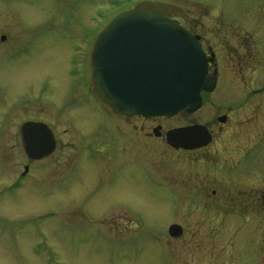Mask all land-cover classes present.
<instances>
[{
  "label": "rangeland",
  "instance_id": "374dc122",
  "mask_svg": "<svg viewBox=\"0 0 264 264\" xmlns=\"http://www.w3.org/2000/svg\"><path fill=\"white\" fill-rule=\"evenodd\" d=\"M139 1L0 0V37L7 36L0 39V264H264V94L233 113L219 107L264 86V30L246 28L264 25V0H181L223 70L201 110L132 123L108 119L105 109L98 117L82 90L62 84L71 81L79 46ZM155 1L172 8L180 2ZM198 3L212 6L196 15ZM244 41L248 49L240 48ZM226 111L230 120L218 127ZM86 116L101 134L116 126L135 144L114 135L115 156L103 147L85 165ZM28 121L54 129L60 142L54 154L27 157L20 127ZM193 123L216 133L206 154L195 153L207 160L191 162L153 135L159 125L165 133ZM244 139L247 148L262 149L256 172L246 176L238 164ZM112 157L126 159L119 170L129 168L118 181L108 171ZM173 223L183 227L181 237L169 236Z\"/></svg>",
  "mask_w": 264,
  "mask_h": 264
},
{
  "label": "water",
  "instance_id": "95a60500",
  "mask_svg": "<svg viewBox=\"0 0 264 264\" xmlns=\"http://www.w3.org/2000/svg\"><path fill=\"white\" fill-rule=\"evenodd\" d=\"M211 61L167 12L137 8L118 15L101 32L92 54V71L100 98L117 113L172 117L198 110L202 92L214 90L216 77L208 76ZM35 130V124L28 123L23 133L26 151L38 158L51 152L54 141L33 136ZM166 136L171 146L185 149L202 147L211 138L202 125L170 130ZM35 150L40 153L35 155ZM169 231L178 236L182 228L172 225Z\"/></svg>",
  "mask_w": 264,
  "mask_h": 264
},
{
  "label": "flooded vegetation",
  "instance_id": "af4514ba",
  "mask_svg": "<svg viewBox=\"0 0 264 264\" xmlns=\"http://www.w3.org/2000/svg\"><path fill=\"white\" fill-rule=\"evenodd\" d=\"M249 1L253 2L254 5L259 4L261 2L259 0H254V1L249 0ZM246 3H247V1L245 2V4ZM182 4L183 3H181V0H180V2L176 3L174 8L159 5L158 3H156L154 5L162 7L163 9L167 10L171 14V17L179 20L181 25H183L200 42V44L202 45V48L205 51V53L207 54L208 58L213 59V62L209 63L208 72L210 75H215L217 77V86H216L215 90L212 92V93H214L218 89V86H219V83H220V80H221V77L223 74V70L221 68H219V66H218L215 51H212L211 47H208L205 45V43H206L205 38L201 34V31L199 30V28L202 27V25L200 26L199 21L195 20L196 18L194 20L192 19L191 14L186 12V10L182 7ZM195 6H197V9H199V8H202V9H200L201 10L200 12H197L194 14H196V15H199V13L205 14L206 13L205 10L210 9V7L212 6V3H209L208 5L203 4V3H198V4H195ZM201 16H203V15H201ZM247 27L252 28L251 30L254 32H255V30L260 31L262 28H263L262 30H264V25L259 24V23L252 25V26H246V28ZM246 38H248V37L246 36ZM239 46L241 49H244V48L248 49L247 41H244ZM82 53L83 54L80 57L78 56V58L75 59L71 63V67L68 71V75L70 76L71 81H69L68 83H65V84H62L59 82V84L66 86L65 88H68L72 91L76 90V89L82 90V93L84 94L86 100L88 101V103L91 104L92 112L95 115H97L98 117H101L102 112L105 109L106 111L104 113H109L108 119L110 118L111 120H113L114 117H117V118L126 119L127 122L132 123V121L134 119L151 120V121L158 119V118H144L142 116L127 117V116L119 115V114L115 113L110 107L103 104L102 101L100 100L97 92H96V88H95L93 78H92L91 69L89 67L90 54H89V59H88V52L84 51ZM239 65L241 66V63H239ZM221 70H222V73H221ZM47 87H48V89H50L51 86H49L47 84ZM249 87H251V86H249ZM45 91H47V89H45ZM212 93H204L203 94L204 104L210 100L208 96ZM259 94H264V86H262V88H260L259 90L258 89L251 90L249 92V94L247 95V97H245L244 100L240 101L239 103H236L237 102V100H236V101H232V103L229 104L227 107L225 106V104H220L219 107H221V106L225 107L226 109H228V111H229L228 113H233L236 110H241V109L247 107L248 105L253 104V102L256 101L257 95H259ZM214 103H215L214 101L211 102V105L218 107ZM228 113L226 111L225 113L222 114L223 116H219L217 118L218 127H219V125L224 126L228 123V120H230ZM86 118L88 120H85V122H84V129H85L84 134L87 135L89 142L87 143L88 147H85L84 151H86L89 154V157H84L82 155L83 156L82 162L85 165H87V160H89L88 162H90V160H98L96 153L98 151H100V148L103 149V147H105L107 149L109 147L112 149H108L107 152H111V155L116 153L115 147H116L117 141H118L117 138H119V140L121 141V144H123L125 146L130 147L132 145L133 141L131 143L130 140H126L125 139L126 137H124L125 134L118 131L116 126L113 127V129L116 130L114 133L107 132V133L101 134V132L98 130V128H99L98 122L96 120L94 121L93 119H89L88 116H86ZM35 122H39V121H35ZM193 124H195V123H193ZM48 126L52 130L53 135L57 141V145H56V149H55V151H56L58 149V147L60 146V142H59V139L55 135L54 129H52L50 125H48ZM206 126L212 134L211 142L207 146L199 148V149H195V150H184V149L174 150L172 148H170V149L174 150L175 152H180L183 154L191 155V158H190L191 162L193 160H198V161L199 160H207V159H203L202 157L199 158L197 156V154H195L198 152H202V154H206V152H204V151H207L208 149H210L209 147H211L214 143H216V141H218V139H216V133H215L213 127H211L210 124H208ZM21 127H22V125H21ZM21 127H20V132H21ZM96 130H97V134L95 133ZM98 133H99V135H98ZM164 134L165 133L162 131V129H160V131L157 133V135H155L153 133V135L156 138H163L165 143H166V138H165ZM100 135L102 137H101V140L99 141ZM114 135L117 138L114 137ZM124 140H126V141H124ZM100 143H102V144L100 145ZM240 143H241L242 147L240 150L241 153H240V158H239V162H238L239 169H240L239 171H240V175L243 174L246 176L245 173H247V172H249V173L256 172V166L258 165V163L260 162V159L262 158V149L259 147V145H257L258 143L257 144H250L251 147L247 148L245 146V144L250 143V142L248 140H245V139L243 141H241ZM133 144H135V142ZM100 146H102V147H100ZM55 151H54V153H55ZM114 156H115V154H114ZM113 158L114 157L111 158V162H112ZM125 160L126 159L124 157L120 158L118 160L117 163H119L120 168H122L123 162H127ZM117 163H113V162H112V164L107 163V166H108V164H110V166L112 168V169H109L108 171L110 174L115 176V181H118L120 176L127 175V173H128L127 171L129 169V168H127L124 170H119L117 168L118 167ZM85 165L83 167H85ZM178 165L179 164H177V166ZM227 165H229V164H227ZM88 166L90 168L95 167L94 165H91V164ZM233 168L236 169V167H234V166H233ZM190 169H193V168H190ZM190 169H188V171H187L188 175L191 174ZM102 173L105 174L103 170H102ZM82 175H84V172L82 173ZM228 175L232 176V178H236V176L239 174H237V173L229 174L228 173ZM238 180H235V181H238ZM93 181H94V179H93ZM97 181H99V180H97ZM218 192H219L218 190H213V194H217Z\"/></svg>",
  "mask_w": 264,
  "mask_h": 264
}]
</instances>
